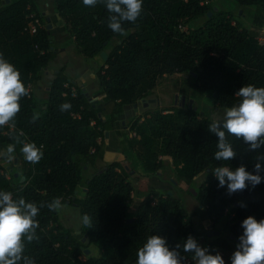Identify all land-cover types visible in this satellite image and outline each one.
<instances>
[{
	"label": "trees",
	"instance_id": "obj_1",
	"mask_svg": "<svg viewBox=\"0 0 264 264\" xmlns=\"http://www.w3.org/2000/svg\"><path fill=\"white\" fill-rule=\"evenodd\" d=\"M53 8L83 59L106 52L108 59L96 78L111 110L108 120H103L95 102L69 81L64 68L53 78L43 104L33 97L30 87L57 58L52 36L34 0H0V55L20 72L29 90L20 101L13 130L0 127V149H8L19 137L43 152L40 162L32 164L20 151L22 143L16 144L12 154L18 163L9 176L0 163V191L45 205L36 217L38 239L25 242L24 255L35 264H136L137 251L152 235L166 238L170 249L182 246L189 236L201 245L194 222L201 210L190 213L173 194L147 187L149 179L163 173L166 163L175 167V181L187 189L204 172V181L191 194L211 227L225 222L237 245L244 219H264V182L229 195L226 186L218 187L213 172L218 166L235 170L241 165L253 172L257 157L264 156V146L250 151L242 138L229 136L237 156L217 161L218 137L208 125L222 120L213 118L212 111L225 112L240 102L235 93L243 85L264 87V43L259 41L264 0H143L138 21L124 24L127 35L110 30V13L103 4L91 8L83 0H53ZM31 14L44 26L34 36L26 31ZM176 75L193 80L191 99L210 98L212 107L207 112L190 108L189 103L143 107L142 100L151 99L166 77ZM63 104L71 107L61 111ZM135 104L143 112L128 122L125 136L118 132L120 150L130 165L114 161L85 177L88 169L105 160L106 148L100 142L105 131L115 130L123 107ZM34 113H38L35 122ZM81 188L84 196L79 198L76 192ZM56 198L62 205L78 208L82 217L87 214L92 227L82 223L79 234L66 228L58 210L47 207ZM94 244L101 257L83 260L86 247ZM180 252L187 264H195L193 254L184 253L182 247Z\"/></svg>",
	"mask_w": 264,
	"mask_h": 264
},
{
	"label": "clouds",
	"instance_id": "obj_2",
	"mask_svg": "<svg viewBox=\"0 0 264 264\" xmlns=\"http://www.w3.org/2000/svg\"><path fill=\"white\" fill-rule=\"evenodd\" d=\"M86 7L94 8L103 4L110 13L108 27L114 33L127 35L124 24H135L141 17L143 0H83ZM29 95V90L21 80L20 72L13 64L0 55V127L14 126L17 114L21 111L20 101ZM240 102L225 110L222 120H214L208 125V130L218 137L217 151L214 158L217 161H231L237 156L228 137L243 139L249 145V150H257L264 146V87L252 84L243 85L235 93ZM71 106L63 104L61 111ZM38 118L34 113L33 122ZM15 143L8 146V158L15 151L16 144L22 143L20 151L27 162L36 164L43 157V152L34 143L22 142L15 137ZM264 156L257 157L253 172L246 170L244 165L235 170L227 166H218L213 175L219 181L218 187L227 188L229 195L243 192L251 186L255 188L264 182V172L261 166ZM36 203L27 202L23 197L14 199L9 191H0V264H35V261L24 255L25 242L31 243L38 239L36 230L39 222L36 217L40 208ZM50 211L63 207L59 198L47 204ZM241 207H244L241 204ZM84 226L91 228V218L85 214L82 217ZM243 234L238 237L239 243L231 256V264H264V219L257 221L249 216L242 222ZM184 253L193 254L196 264H225L223 257L217 253L209 254L207 247H202L197 240L189 236L183 245L169 247L166 238L160 235L150 236L146 243L137 251L136 264H187L181 256Z\"/></svg>",
	"mask_w": 264,
	"mask_h": 264
},
{
	"label": "rangeland",
	"instance_id": "obj_3",
	"mask_svg": "<svg viewBox=\"0 0 264 264\" xmlns=\"http://www.w3.org/2000/svg\"><path fill=\"white\" fill-rule=\"evenodd\" d=\"M211 4L214 10L215 6H217V2H214ZM259 41L262 44L264 43V31L260 32ZM108 50H110V48ZM70 60L72 61L70 62V70H69L70 75L76 78L80 77V79L84 80L88 84L92 83V79H91L92 72L97 71L99 67L103 64L102 57H96L95 59H91V60L82 59L80 61H74L73 59L70 58ZM192 81L193 80L189 76H184V75L166 77L161 82V84L155 89L154 93L152 94V98L160 100V105L157 106L156 104H152L151 108L172 107L175 104L174 99L175 97H177L181 100L185 99L184 107L187 106L188 103H190V100H192L193 107H195L196 110L201 111L202 109H204V111L207 112L208 109L212 107L211 100L210 98L207 97V95L205 96L202 95L201 97L198 96L196 100L191 99L190 96H191ZM211 114H212V117L215 119H222L224 111H214V112L212 111ZM117 128L121 129L122 125L118 124ZM0 152H1L0 153V163H2L5 166L7 170V175L9 176L10 172L15 170V166L17 165L18 160L17 162L16 160L14 161V157L12 153H11V159H9L8 158L9 154L7 153V151H0ZM124 165L126 166L130 165V161L126 160V157H125ZM165 166L166 167L163 173H161L159 177L151 178L149 181H147V185L149 186L150 182L155 183V184L159 182L165 183L167 188H170L168 190L176 191L177 194L182 195L183 197H185L186 200L192 201L198 207L199 204L197 200L195 199V195L191 193L197 190L201 182L204 181L205 179L204 172L198 176V178L194 182L193 187L187 189L184 185L178 184L175 181L174 179L175 177L174 168L175 167L168 163H166ZM99 169L101 168L93 167V168L88 169L87 173L85 174V177H91ZM145 184L146 183L144 182L143 185ZM76 196L79 198H82L84 196V188L79 189L76 193ZM197 209L199 208L195 209L194 207V210H197ZM190 210L193 211V208L191 206H190ZM58 216L66 228L70 227L72 228L73 231H76L77 233L80 232L81 230L80 228L82 225V216L78 208L71 206V205H63V207L58 210ZM209 223L210 221L207 218L204 210L202 209L199 215L195 217V224L197 227V236L201 243V246L207 247L209 251H211L212 249H216L217 252L225 260V263H227L229 258L232 256V254L236 250V242L234 239L231 238V235L228 233L227 225L225 222H223L216 228H212V227L207 228L206 226ZM217 232L219 233L220 236L216 235ZM218 243L219 244L222 243L224 246L222 245L220 247L218 246ZM85 250H89L91 251V253L89 255L84 254V256H82L83 260H86L88 258L95 259V258L101 257V250L95 244L88 245ZM195 264H196V261H195Z\"/></svg>",
	"mask_w": 264,
	"mask_h": 264
},
{
	"label": "crops",
	"instance_id": "obj_4",
	"mask_svg": "<svg viewBox=\"0 0 264 264\" xmlns=\"http://www.w3.org/2000/svg\"><path fill=\"white\" fill-rule=\"evenodd\" d=\"M34 2L36 4L37 13L41 14V16L45 19L44 26L47 27L48 31L52 36L53 50L55 51L57 58L55 61L49 63L48 67L42 73L41 79L30 87L33 97L38 99L39 102L43 104L48 99L49 86L53 78L55 77L56 74L59 73L60 69L64 68L65 74L68 77L69 81L73 83L75 86L82 87L87 92V94L91 97V100L95 102V107L99 115H103V120L107 121L108 117L110 116L111 104L104 101L105 94L100 90V87L98 85L96 79V71L92 72L91 84L86 83L84 80L80 79V77L79 78L72 77V75H70L69 73L70 62H72L70 58L73 59L74 61H80L83 58L78 53L74 40L71 37V35L67 33L61 18L59 17L58 14L55 13L53 8V0H34ZM43 109H45V107H43ZM142 109L143 108H141L140 106L136 109L134 108V105H125L123 107V114L119 115V119L115 124L116 130L105 131L104 138L100 140V142H103V144L105 145L106 155H105V160L98 161L95 168L97 167L103 168L114 161L122 162L124 164L125 156L122 154L120 150V141L122 140V137H120L118 132H121V134L125 136V134L127 133L128 122L134 116H137L140 113H142L144 110ZM118 124L122 125L121 129L117 128ZM0 151H7V149L6 150L0 149ZM149 186L147 185L148 188L156 189L163 193H168V194L171 193L177 198L181 199L190 213L196 212L200 209L202 210L200 206L197 207L196 204H194L190 200H186L185 197L177 194L176 191L168 190L170 188H167L165 183L159 182L155 184L150 182ZM190 206L193 208V211L190 210ZM194 207L195 209L196 208L199 209L194 210ZM194 222H195V218H194ZM206 227L210 228L211 227L210 223L207 224ZM222 245H223L222 243L221 244L218 243V246L221 247Z\"/></svg>",
	"mask_w": 264,
	"mask_h": 264
},
{
	"label": "built area",
	"instance_id": "obj_5",
	"mask_svg": "<svg viewBox=\"0 0 264 264\" xmlns=\"http://www.w3.org/2000/svg\"><path fill=\"white\" fill-rule=\"evenodd\" d=\"M28 18H29V23L27 25L26 31L30 35L34 36L37 34V32L40 29L44 28V26H43L42 22L40 21V19L38 17H36V15H34V14L29 15ZM181 29H184V28L181 27ZM72 93L76 94V90L74 88L72 89ZM4 127H10L11 130H13L12 126L5 125ZM190 263L191 262L189 261L188 264H190Z\"/></svg>",
	"mask_w": 264,
	"mask_h": 264
},
{
	"label": "water",
	"instance_id": "obj_6",
	"mask_svg": "<svg viewBox=\"0 0 264 264\" xmlns=\"http://www.w3.org/2000/svg\"><path fill=\"white\" fill-rule=\"evenodd\" d=\"M7 2H10V0H7ZM101 57H102V59H103L104 61H106V60L108 59V56H107L106 52L101 53ZM141 104H142L143 107H145V108L149 107V106L152 105V104H158V106H159V105H160V100H159V99L151 98V99H147V100H142V101H141ZM192 105H193V101L190 100V108L192 107ZM138 107H139V104H135V105H134V108L137 109ZM107 135H108V133H107ZM16 162H17V160H16ZM76 193H77V192H76ZM170 195H172V194L170 193ZM74 200H75V199H74ZM130 221H131V220H130ZM216 235H219V233L217 232ZM231 238L234 239V236H231Z\"/></svg>",
	"mask_w": 264,
	"mask_h": 264
},
{
	"label": "flooded vegetation",
	"instance_id": "obj_7",
	"mask_svg": "<svg viewBox=\"0 0 264 264\" xmlns=\"http://www.w3.org/2000/svg\"><path fill=\"white\" fill-rule=\"evenodd\" d=\"M184 102H185V99H179V98H177V97H175V99H174V105H178V106H184ZM190 104V103H189ZM156 105H158V104H156ZM151 106V105H150ZM80 232H78V234H79ZM82 243L84 244V245H86L87 244V241H86V239L84 238V239H82ZM91 253V251H89V250H85V252H84V254L85 255H89Z\"/></svg>",
	"mask_w": 264,
	"mask_h": 264
}]
</instances>
